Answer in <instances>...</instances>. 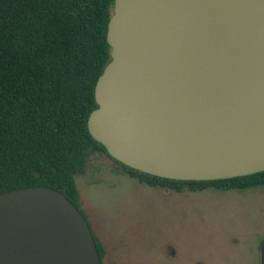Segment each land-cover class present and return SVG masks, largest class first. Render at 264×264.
Instances as JSON below:
<instances>
[{
	"label": "water",
	"instance_id": "95a60500",
	"mask_svg": "<svg viewBox=\"0 0 264 264\" xmlns=\"http://www.w3.org/2000/svg\"><path fill=\"white\" fill-rule=\"evenodd\" d=\"M106 41L87 129L112 160L183 182L264 171V0H114ZM0 264L102 260L84 214L36 186L0 194Z\"/></svg>",
	"mask_w": 264,
	"mask_h": 264
},
{
	"label": "trees",
	"instance_id": "16d2710c",
	"mask_svg": "<svg viewBox=\"0 0 264 264\" xmlns=\"http://www.w3.org/2000/svg\"><path fill=\"white\" fill-rule=\"evenodd\" d=\"M113 2L0 0V194L43 186L80 210L74 177L85 173L94 156L111 159L90 136L87 119L96 108L95 84L109 62L106 32ZM114 163L150 187L242 191L264 186V171L183 182ZM94 240L102 260L104 248Z\"/></svg>",
	"mask_w": 264,
	"mask_h": 264
},
{
	"label": "rangeland",
	"instance_id": "374dc122",
	"mask_svg": "<svg viewBox=\"0 0 264 264\" xmlns=\"http://www.w3.org/2000/svg\"><path fill=\"white\" fill-rule=\"evenodd\" d=\"M74 178L80 210L104 247L102 264H256L264 186L167 193L139 184L105 155Z\"/></svg>",
	"mask_w": 264,
	"mask_h": 264
},
{
	"label": "flooded vegetation",
	"instance_id": "af4514ba",
	"mask_svg": "<svg viewBox=\"0 0 264 264\" xmlns=\"http://www.w3.org/2000/svg\"><path fill=\"white\" fill-rule=\"evenodd\" d=\"M138 182V181H137ZM139 184H143V183H140V182H138ZM148 187H150V186H148ZM150 188H158V189H160V190H162V191H164V192H167V193H172V192H175V193H181V192H183L184 190H187V191H189V192H192V193H202V192H204V191H211V192H221V193H228V192H235V191H237V192H241V191H239V190H231V189H229V190H222V189H214V188H203V189H201V190H195V191H190L189 189H187V188H185V187H181L180 189H172V188H170V187H150ZM249 189V188H248ZM250 189H252V188H250ZM257 233H264V229H262V228H260V230L257 232ZM263 240H264V235H262L261 236V238H260V240H259V243L257 244V246H256V250H257V260H256V264H261V260H260V247H261V244H262V242H263ZM103 246V245H102ZM104 248V247H103ZM166 248H168L169 249V255H171V257L172 258H174V257H176L177 256V253H176V251L171 247V246H166ZM168 257V256H167ZM193 264H206L204 261H202V260H198V259H196L195 261H194V263Z\"/></svg>",
	"mask_w": 264,
	"mask_h": 264
},
{
	"label": "crops",
	"instance_id": "0c3cea01",
	"mask_svg": "<svg viewBox=\"0 0 264 264\" xmlns=\"http://www.w3.org/2000/svg\"><path fill=\"white\" fill-rule=\"evenodd\" d=\"M95 236V235H94ZM98 239V238H97Z\"/></svg>",
	"mask_w": 264,
	"mask_h": 264
}]
</instances>
